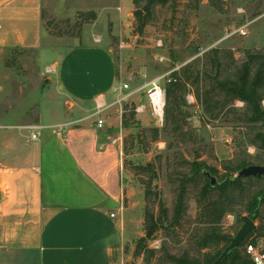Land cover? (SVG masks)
Wrapping results in <instances>:
<instances>
[{
  "label": "rangeland",
  "instance_id": "obj_1",
  "mask_svg": "<svg viewBox=\"0 0 264 264\" xmlns=\"http://www.w3.org/2000/svg\"><path fill=\"white\" fill-rule=\"evenodd\" d=\"M43 7L49 39L42 48L0 51V117L11 114L18 125L35 123L40 111L44 124L70 119L50 67L68 49L81 46L88 37L96 39L100 47L112 51L116 86L127 85L120 95L108 97L107 103L112 102L115 109L100 114L113 126L121 122L122 128L123 264H146L143 256L134 258L133 253L138 240L145 237L144 210L155 205L145 200L144 182L149 176L135 175L134 168L151 162L156 166L152 185L168 210V220L146 241L147 248L156 251L149 264H170L164 254L195 255L197 240L207 226L206 205L218 192L205 196V181L200 172L192 173V167L216 169L212 177L217 184L225 175L223 165L236 159L264 166L260 164L263 153L250 144L253 130L244 121L243 103L216 89L211 62L213 50L230 51L237 63L247 51H264V0H169L155 7L141 35L135 31L132 0H43ZM87 12H94L96 20L84 21L80 14ZM238 28H245L246 35L236 34ZM167 74L160 82L165 91L174 74L173 82H180L183 89L176 97L168 98L165 93L160 125L150 115L145 86ZM118 97H124L121 107L115 104ZM261 106L264 109V100ZM131 108L135 117L124 128L122 115L129 116ZM173 118L177 119L176 131L172 130ZM144 128H159V141H135L125 155L124 138ZM181 180L186 188L184 215L172 226L170 217ZM235 224L236 217L226 215L221 226L232 233Z\"/></svg>",
  "mask_w": 264,
  "mask_h": 264
},
{
  "label": "crops",
  "instance_id": "obj_2",
  "mask_svg": "<svg viewBox=\"0 0 264 264\" xmlns=\"http://www.w3.org/2000/svg\"><path fill=\"white\" fill-rule=\"evenodd\" d=\"M43 8V0H0V51L41 49ZM49 73L70 119L0 117V264H123L121 122L92 117L96 100L108 105L104 114L115 109L112 51L88 37Z\"/></svg>",
  "mask_w": 264,
  "mask_h": 264
},
{
  "label": "trees",
  "instance_id": "obj_3",
  "mask_svg": "<svg viewBox=\"0 0 264 264\" xmlns=\"http://www.w3.org/2000/svg\"><path fill=\"white\" fill-rule=\"evenodd\" d=\"M169 0H132L134 6L133 17L135 22V31L138 35L143 34L146 26L152 21L155 7L164 5ZM86 22L96 20L94 12L80 14ZM45 14L42 11L41 18L44 22ZM15 50V49H14ZM212 67L215 69L214 83L225 97L232 101H240L244 105V121L253 130V139L250 144L260 150L264 155V109L261 104L264 100V51L251 52L244 54V60L237 63L230 51L222 52L213 50ZM176 75L172 76L166 88V95L176 97L177 93L183 89L180 82H173ZM126 111V108L124 109ZM129 116L122 115V125L125 126L134 119V108L130 109ZM173 131L178 130L177 119L173 118ZM160 139L159 128H144L137 134L130 135L123 140V153H129V147L133 142L157 143ZM260 164L264 165L261 162ZM247 159H236L223 165L224 176L215 186L211 185L209 177L217 174L218 171L213 168H204L200 165L197 168L192 167V173L200 172L205 181L203 187L204 195L210 191H217L215 199L207 203V226L196 243L195 255L184 252L180 256L164 254L163 259L170 264H253L249 255L246 253V245L255 244L257 240H262L264 244V177H248L242 179H233L236 174L248 166H254ZM262 166V165H255ZM135 175H147L149 180L144 182L146 202H154V208L157 207V216L154 208L146 206L144 210L145 218V237L138 240L133 257H144L146 264L155 255L156 251L148 249L147 239H152L159 227L168 220V210L161 201L159 194L152 185L156 177L155 163H148L145 166H136ZM235 174V176H233ZM184 180H181L178 187L173 212L170 217V225H178L182 220L185 209V188ZM157 202V204H156ZM239 208V211L236 209ZM226 215H234L236 224L233 226L232 233L224 232L222 229V220ZM243 217H248L252 222L257 223L255 230L250 233L243 243L237 248L231 250L226 256L222 257L225 249L229 245L231 238L239 230L243 223Z\"/></svg>",
  "mask_w": 264,
  "mask_h": 264
},
{
  "label": "built area",
  "instance_id": "obj_4",
  "mask_svg": "<svg viewBox=\"0 0 264 264\" xmlns=\"http://www.w3.org/2000/svg\"><path fill=\"white\" fill-rule=\"evenodd\" d=\"M238 35H246L245 28H238L235 32ZM169 74L158 77L151 81L149 84H147L145 87L147 88L146 90V98L148 101L149 105V110H150V115L153 118V120L156 123H159L160 125L163 123V118H164V107H165V90L161 87V80L165 77H167ZM170 79L168 80V82ZM127 89V85L123 84L119 89H118V95L121 94L122 90ZM116 90H114L115 92ZM124 100V97H118L115 104L119 105L121 107V101ZM190 100L192 102V97H190ZM96 106H95V112L93 113L92 117H99L100 114L107 109L108 107L103 104L102 100H96L95 101ZM120 112L122 109H119ZM140 111V108H137V112ZM97 127L102 128L103 126V121L101 119H98L97 121ZM29 129H35L39 130V127H28ZM38 136V133H34L31 135L32 139H36ZM113 218L114 215H111ZM260 243L255 242V244H248L246 245V253L249 255L251 261L253 264H264V244L262 243V240H259Z\"/></svg>",
  "mask_w": 264,
  "mask_h": 264
},
{
  "label": "water",
  "instance_id": "obj_5",
  "mask_svg": "<svg viewBox=\"0 0 264 264\" xmlns=\"http://www.w3.org/2000/svg\"><path fill=\"white\" fill-rule=\"evenodd\" d=\"M205 176L209 177L211 185L215 186L216 181L213 177H210L207 173ZM248 177H264V166H248L240 170L233 179H242ZM243 225L237 231L235 236L230 239L228 247L225 249L222 257L226 256L231 250L240 246L245 238L255 230V224L248 217H243Z\"/></svg>",
  "mask_w": 264,
  "mask_h": 264
}]
</instances>
